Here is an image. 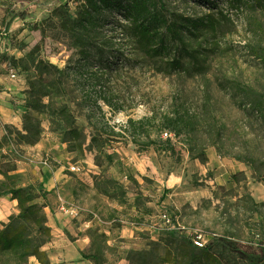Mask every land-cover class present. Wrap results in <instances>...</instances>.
Returning <instances> with one entry per match:
<instances>
[{
	"label": "rangeland",
	"instance_id": "obj_1",
	"mask_svg": "<svg viewBox=\"0 0 264 264\" xmlns=\"http://www.w3.org/2000/svg\"><path fill=\"white\" fill-rule=\"evenodd\" d=\"M65 3L74 17L75 0H0V94L15 115L13 124L0 119V171H16L18 186L37 187L44 185L46 168L63 171L47 195L48 225L55 212L64 213L63 201L78 207L73 221L88 222L78 231L87 236L84 258L97 253L101 264H129V252L148 250L171 260L160 264H193V259L196 264H249L214 243L223 237L248 252L264 248V108L256 103L264 99V76L244 48L246 15L226 2L209 7L176 1L181 11L218 19L217 32L209 34L215 49L205 70H194L185 58V71L168 72L161 61L123 45L119 58L101 72L114 97V105H108L96 92L88 94L101 82L88 88L80 80L73 38L52 13ZM236 80L250 93L238 90ZM61 104L74 114L79 141L66 133V122L55 110ZM179 105L209 110L217 120V144L206 127L199 133L206 163L190 159L185 137L173 136L177 153L172 155L155 145L134 144L124 130L129 118H159ZM258 107L263 112L254 110ZM147 129L150 136H139L143 142L157 137L155 128ZM236 156L249 157L253 165ZM7 197L0 196V264H52L43 248L52 240L41 247L28 233L5 227ZM172 224L184 227L180 235L202 234L206 245L213 244V262L201 248L191 251L172 237Z\"/></svg>",
	"mask_w": 264,
	"mask_h": 264
},
{
	"label": "trees",
	"instance_id": "obj_2",
	"mask_svg": "<svg viewBox=\"0 0 264 264\" xmlns=\"http://www.w3.org/2000/svg\"><path fill=\"white\" fill-rule=\"evenodd\" d=\"M176 1L186 4L194 2L209 7H217L220 2H226L235 12L245 14L248 35L244 48L249 56L258 60L264 76V0H75L74 17H71L68 3L54 7L52 13L60 22L67 25L73 38V46L79 55L76 62L78 64L75 66L82 84L89 88L94 83L101 82L98 91L93 88L92 92L88 91L89 95L96 92L97 98L108 105H114V97L108 95L109 90L106 84L102 83L105 74L101 72H106L109 68L104 64H114L111 60L119 58L117 54L121 52L123 45L137 49L152 60L161 61L168 72L185 71L187 69L183 62L185 58L189 60L194 70L198 72L205 70L210 54L215 49L211 44L213 37L209 34L217 32L218 19L212 13L201 16L188 14L179 9ZM95 63L98 66H95ZM94 67L100 70V73L92 71ZM235 85L238 90L250 93L249 87L244 86L239 80H236ZM256 103L264 108L262 97ZM263 108L258 107L254 110L259 112ZM55 110L66 122L64 128L67 135L79 141L81 133L75 126V117L68 105L61 104L56 106ZM148 127L156 129L157 137H149L143 142L139 136H150ZM204 127L212 144H217V120L212 112L191 111L179 105L173 113L162 114L159 118L151 117L146 120L129 118L124 130L130 134L134 144H141L146 148L155 145L172 155L177 153L176 144L173 137H164L163 133H172L175 138L185 137L190 159L206 163L208 160L206 145L200 142L199 137ZM114 134L121 133L114 131ZM235 158L253 165L249 157ZM0 175L3 177L0 180V196H10L11 200L18 202V213L9 217L5 227L28 233L29 238L43 247L52 239V230L48 225L46 213L48 207L46 200L50 191L42 183L38 187L34 184L18 186L11 170L0 171ZM179 232L181 231L172 230V237L181 238L191 251L201 248L206 261L213 262L211 253L213 244L198 247L190 237L180 235ZM214 243L236 252L249 264H264V248L248 252L223 237L215 239ZM85 258L101 264L97 253L86 254ZM126 259L129 264L171 262L170 259L154 255L148 250L131 251ZM193 261V264H196L198 259Z\"/></svg>",
	"mask_w": 264,
	"mask_h": 264
},
{
	"label": "crops",
	"instance_id": "obj_3",
	"mask_svg": "<svg viewBox=\"0 0 264 264\" xmlns=\"http://www.w3.org/2000/svg\"><path fill=\"white\" fill-rule=\"evenodd\" d=\"M6 104L7 101L4 95L0 94V119L4 123L13 124L12 122H14L15 115L11 114V110ZM3 113L7 114L9 119L4 117L2 115ZM149 162L152 165L155 164V161ZM196 162L197 161H191V164L194 165ZM62 174L63 171L60 172L59 167L56 169H51L50 167L46 168L43 175V182L46 186V189L49 191L52 190L55 187L56 182L62 178ZM2 178V175H0V180H2ZM7 198L10 203L8 204V212L4 214V217L1 219L4 223H8L9 217L12 214L18 213L17 200H11L10 196ZM5 207H3V209H5ZM74 215L75 214H69L67 212L62 213L61 211H57L55 214H53V223L51 222L49 224L53 235L51 239L52 243L50 246L47 245L43 247L48 252L52 264H96L94 260L84 258L82 254V252L85 251L88 246V243L86 242L87 236H78V231L85 230L84 228H86L88 222L80 221L79 223H75L73 221ZM66 231L69 233L66 234ZM73 237H75L76 240H73ZM34 264L40 263L36 262Z\"/></svg>",
	"mask_w": 264,
	"mask_h": 264
},
{
	"label": "built area",
	"instance_id": "obj_4",
	"mask_svg": "<svg viewBox=\"0 0 264 264\" xmlns=\"http://www.w3.org/2000/svg\"><path fill=\"white\" fill-rule=\"evenodd\" d=\"M13 78L16 77V74L15 73H12L11 75ZM163 136L164 137H168V136H171L173 137L174 135L172 133H168V132H165L163 133ZM75 170H79L77 168H74ZM61 209L64 211V212H67L69 214H77L78 213V207H76L73 203L69 202V201H63L62 202V205H61ZM165 220L167 221V223L171 224L172 223V218L169 216L168 213H164L163 214ZM173 225V224H172ZM174 227V230H178V231H181L184 227L180 226V225H173ZM193 243L198 246V247H204L205 244H206V241L205 239L203 238V235L202 234H199L197 236L194 237V239H192Z\"/></svg>",
	"mask_w": 264,
	"mask_h": 264
}]
</instances>
